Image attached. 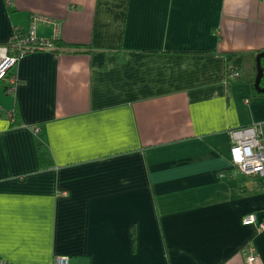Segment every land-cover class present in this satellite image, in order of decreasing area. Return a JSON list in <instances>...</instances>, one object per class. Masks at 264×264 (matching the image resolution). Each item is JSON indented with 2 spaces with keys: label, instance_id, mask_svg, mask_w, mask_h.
Returning a JSON list of instances; mask_svg holds the SVG:
<instances>
[{
  "label": "crops",
  "instance_id": "crops-1",
  "mask_svg": "<svg viewBox=\"0 0 264 264\" xmlns=\"http://www.w3.org/2000/svg\"><path fill=\"white\" fill-rule=\"evenodd\" d=\"M34 14L54 48L0 84V262L264 264V176L230 139L264 138V1L0 0V44Z\"/></svg>",
  "mask_w": 264,
  "mask_h": 264
},
{
  "label": "built area",
  "instance_id": "built-area-1",
  "mask_svg": "<svg viewBox=\"0 0 264 264\" xmlns=\"http://www.w3.org/2000/svg\"><path fill=\"white\" fill-rule=\"evenodd\" d=\"M264 1V0H261ZM11 3V0H7ZM52 19L46 15L34 14L31 19L29 29L25 33L15 32L7 43L0 44V84L6 82L8 90L13 92L20 79L12 73L13 68L19 60L30 51L40 48L53 49L54 44L47 39L38 37L37 24L39 22H51ZM239 71H233L232 76L239 75ZM10 116H14L10 112ZM35 133L39 127H35ZM231 139V165L248 176H264V138L260 125H249L245 127L233 128L230 130ZM244 224L251 225L256 222L254 213L247 215L243 219ZM259 229H264V223L259 225ZM246 254L245 264H255L258 255L253 248L244 252ZM0 264H6L1 261ZM49 264H72L71 257L67 254H57Z\"/></svg>",
  "mask_w": 264,
  "mask_h": 264
},
{
  "label": "trees",
  "instance_id": "trees-1",
  "mask_svg": "<svg viewBox=\"0 0 264 264\" xmlns=\"http://www.w3.org/2000/svg\"><path fill=\"white\" fill-rule=\"evenodd\" d=\"M77 48H82L81 45H77ZM261 51H264V49L262 50H259V52ZM262 66L264 68V57L262 58ZM233 69L229 66L228 67V76H231V73H232ZM256 75H257V66L255 68V76H254V79H253V83H255V79H256ZM261 85L262 87H264V75H263V78H262V82H261ZM256 93L258 94H264L263 92H259L256 90ZM37 148H38V153H39V158H40V161L42 163V165H48L50 160H49V153H48V150L44 147V144L40 141V140H37Z\"/></svg>",
  "mask_w": 264,
  "mask_h": 264
},
{
  "label": "water",
  "instance_id": "water-1",
  "mask_svg": "<svg viewBox=\"0 0 264 264\" xmlns=\"http://www.w3.org/2000/svg\"><path fill=\"white\" fill-rule=\"evenodd\" d=\"M264 57V51H261L256 56V66H257V75L255 79L254 86L257 91L264 93V87H262L261 82L264 75V68L262 66V58Z\"/></svg>",
  "mask_w": 264,
  "mask_h": 264
},
{
  "label": "rangeland",
  "instance_id": "rangeland-1",
  "mask_svg": "<svg viewBox=\"0 0 264 264\" xmlns=\"http://www.w3.org/2000/svg\"><path fill=\"white\" fill-rule=\"evenodd\" d=\"M233 71H235V70H233ZM236 71H238V70H236ZM238 73H239V75H234V76H232V73H231V77H240L241 76V72L239 71ZM247 126H249V125H247Z\"/></svg>",
  "mask_w": 264,
  "mask_h": 264
}]
</instances>
